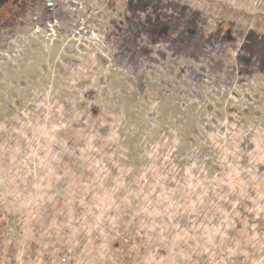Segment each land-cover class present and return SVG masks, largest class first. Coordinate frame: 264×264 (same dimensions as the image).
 I'll list each match as a JSON object with an SVG mask.
<instances>
[{"label": "rangeland", "instance_id": "obj_1", "mask_svg": "<svg viewBox=\"0 0 264 264\" xmlns=\"http://www.w3.org/2000/svg\"><path fill=\"white\" fill-rule=\"evenodd\" d=\"M258 210L264 0H0V264H242Z\"/></svg>", "mask_w": 264, "mask_h": 264}, {"label": "crops", "instance_id": "obj_2", "mask_svg": "<svg viewBox=\"0 0 264 264\" xmlns=\"http://www.w3.org/2000/svg\"><path fill=\"white\" fill-rule=\"evenodd\" d=\"M258 211V217L263 219L264 212ZM242 234H245V237H240L237 242L225 243L226 249L241 253L239 261L242 264H264V227H248L242 230Z\"/></svg>", "mask_w": 264, "mask_h": 264}]
</instances>
